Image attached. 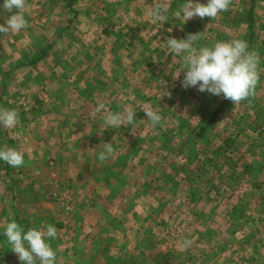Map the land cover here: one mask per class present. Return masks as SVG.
Listing matches in <instances>:
<instances>
[{"label": "rangeland", "instance_id": "rangeland-1", "mask_svg": "<svg viewBox=\"0 0 264 264\" xmlns=\"http://www.w3.org/2000/svg\"><path fill=\"white\" fill-rule=\"evenodd\" d=\"M183 2L26 0L28 26L0 33V53L16 57L21 51L30 63L17 70L12 65L7 79L0 72V106L27 118L31 136L55 134V143L45 147L15 130L20 151L29 143L44 155V179L36 183L44 205L35 212L58 231L66 225L73 233V220L87 217L99 221L98 229L133 232L130 241L151 252L118 257L119 264H264V0H230L215 18L186 23L174 15ZM156 3L171 5L163 25L152 23ZM8 15L0 9V24ZM195 33H201L198 47L245 40L260 59L254 93L236 104L230 100L203 137L198 130L225 98L184 89L183 70L173 78L183 61L166 43ZM101 102L105 109L97 113ZM125 107L136 113L134 125L105 130L104 116ZM147 110L161 112L159 125L152 126ZM12 130L0 127L1 147L15 148ZM106 142L114 151L102 162L98 153ZM52 155L63 180L47 177L49 167L56 168ZM13 171L0 174V186L18 182L6 188L14 201L12 195L39 176L21 185L20 167ZM101 199L112 205L98 204ZM30 207H23L27 214L34 212ZM20 219L25 229L46 225ZM4 240L0 264H20ZM60 240L56 264L75 247L73 240ZM100 256L92 253L91 264H110L109 255Z\"/></svg>", "mask_w": 264, "mask_h": 264}, {"label": "clouds", "instance_id": "clouds-1", "mask_svg": "<svg viewBox=\"0 0 264 264\" xmlns=\"http://www.w3.org/2000/svg\"><path fill=\"white\" fill-rule=\"evenodd\" d=\"M230 0H184L174 15L184 23L194 17L215 18L229 8ZM26 0H0V9L9 15L0 24V33H18L28 26L26 19ZM171 5L156 3L151 10L152 23L164 24L168 21L167 12ZM201 33L188 34L186 38L167 39V47L183 63L173 78H179L184 72L181 86L184 89L196 88L199 92H207L214 96H223L235 104L247 99L255 91L260 80L259 56L250 51L248 43L242 39L232 41H216L211 46H197ZM105 109L103 102L95 111L100 113ZM133 109L125 107L123 112L108 113L104 116V129L120 128L134 125ZM147 119L152 126L162 121L159 110H147ZM19 124V114L14 108L0 106V127L14 129ZM114 151L110 142L103 143V151L98 153V159L105 161ZM25 153L13 147H0V161L13 168L24 164ZM0 235H3L11 251L16 254L20 264H56V252L50 241L56 239L58 230L53 224L41 225L25 229L16 220H10L0 225Z\"/></svg>", "mask_w": 264, "mask_h": 264}, {"label": "crops", "instance_id": "crops-1", "mask_svg": "<svg viewBox=\"0 0 264 264\" xmlns=\"http://www.w3.org/2000/svg\"><path fill=\"white\" fill-rule=\"evenodd\" d=\"M0 44H1V42H0ZM19 52H18L19 54L16 55V57H8L5 54L0 53V72L2 75H4L5 79H7L8 76H11L12 71H9L8 68H10V67L13 68L12 65H14V69L17 70V69H21L22 67H24V64L27 65L30 63V61H27L29 59V54L26 55V54H21V51H19ZM30 125L31 124L27 118H21V119L19 118V124L17 125L16 128H14L12 130V135H13L12 141L14 143L13 142H11V143L15 146L16 149H18V150L22 149L23 145H20L19 138L15 137L16 136L15 130L18 131L21 135H28L30 133L28 132L27 128H30L31 127ZM49 131H50V134H48L49 132L44 131L43 137L35 138V137L31 136V134H30V135H28V138L34 144L38 142V143H42L43 146H45V147L47 145L52 146V144L55 143V138H54L55 134L52 130H49ZM64 135H65L64 133H61L62 140L65 141V138H63ZM25 147H30V148L26 149V150L24 149V153H25L24 164L20 167V170L22 171V175H21L22 178L20 177L21 180L19 182L22 185V184H26L23 182L28 180L29 176L31 177V179L36 178V176H39V177H37L36 180H33L34 182L27 183V185H29V187L27 186L26 188H21V190H23V191H20V193H21L20 196L15 195V194L12 195V199H15L14 201L10 200L5 195L7 193L6 188L8 187L10 190L11 188H13V186L17 187L18 185H16V184H18V182L11 181L10 185H7L5 187V189H3V187L0 186V205H1L0 221H3V224L0 223V225H5L10 220H13V219L16 220L18 223H21L22 220L20 219V217L24 220L25 223H28L31 221H36V222L40 221L38 224H41V222H45L43 220H40V218L36 215V212H35V211H39L42 209V207H35V206H43L44 205L38 201L37 190L38 191L40 190V185H36V183H38V180L43 181V179H44V177H42L40 175L41 172H39V169L41 168L42 164H44V163H42L44 155L41 154L39 151L36 152L37 149L33 148L29 143H27V145H25ZM48 150L49 149H47V151ZM47 153L48 152H46V154ZM45 157H47V155ZM49 158L51 159V160H49V163H51L52 165L56 163V165H55L56 168L53 166L49 167L50 170H52V171L49 172V174H47L48 179L50 178L49 180L52 181V180L57 179V178H62V180H63L65 176L62 173L63 171H60L57 167V165L60 164L58 159L54 155L49 156ZM62 162H61V164H62ZM14 169L15 168H13V167L9 166L8 164L0 161V174L4 173L5 177H7V174H9V171L12 170V172H14L13 171ZM33 175H34V177H33ZM13 183H15V185H13ZM41 184H42V182H41ZM27 188L32 189V191H34V193L32 195L29 194V190ZM23 194L27 195V199H26V197H24ZM28 195L30 196V199H28ZM33 195H34V197H33L34 199L31 200V197ZM85 201H87V200H85ZM98 204H101L104 206L112 205L111 201H109V200L106 201L105 199L104 200H102V199L98 200ZM24 206L25 207L26 206L27 207L34 206V208H33L34 212H32V210L29 209L30 212H32V213L27 214L26 213L27 209L23 208ZM16 214L20 215V217L17 216ZM49 220H51V219H49ZM49 220H48V222H49ZM4 221H5V223H4ZM77 222H79V223H77ZM97 222H99V221L95 220L93 222L91 219H89L87 217H78V218L73 220V227H74L73 233H72L70 228L69 229L66 228V225L63 226L64 227L63 229L58 231L57 238L52 240V242L54 243V247L61 246L60 243L57 242L60 240V238H61L60 242L62 241L64 243V245H66L67 243L71 244L70 240H73L74 245H75V247L71 248V251L66 250L65 255H69V256H67L61 260L62 264L63 263L64 264H91L92 253L95 255H97V253L100 254L101 256L99 258L101 260H103V259L106 260L107 257H105V256L109 255L108 261L110 260L109 261L110 264H119L117 261L118 257L124 258V257H126V255H131V254H136V253L142 254L144 252H147V253L151 252L150 249H147L144 247L143 248L140 247V249L137 248L138 246L137 245L135 246V242L130 241L132 239L131 235L133 234V232L125 233L124 231H122V229H114V230H112V229H110V230L109 229H98V227H97L98 223ZM51 223H54V222L51 220ZM81 223L84 224L85 228L80 227ZM42 224H44V223H42ZM45 224H48V223L45 222ZM58 225H59V227H62L63 224L61 221H59ZM92 231L94 232L93 234L95 237L93 236V238H91L92 237L91 236L90 241H87L86 235H89ZM3 241L5 242L4 236L0 235V246H2ZM58 248L59 247L54 248V250L56 252V261H57V258H59L57 256L59 254ZM125 259H120V260L123 261Z\"/></svg>", "mask_w": 264, "mask_h": 264}, {"label": "trees", "instance_id": "trees-1", "mask_svg": "<svg viewBox=\"0 0 264 264\" xmlns=\"http://www.w3.org/2000/svg\"><path fill=\"white\" fill-rule=\"evenodd\" d=\"M107 31V30H106ZM46 48V47H45ZM229 101L230 100H228V99H225L224 100V102H223V104L220 106V107H218V108H216V110H214V112H213V114H212V116H211V119H210V121L206 124V125H204V126H202L199 130H198V136L199 137H203L204 136V133L206 132V130H207V128H208V126L211 124V123H213L215 120H217V118L225 111V105H227L228 103H229Z\"/></svg>", "mask_w": 264, "mask_h": 264}]
</instances>
